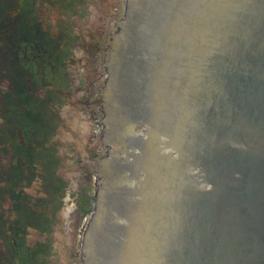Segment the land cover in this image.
Returning a JSON list of instances; mask_svg holds the SVG:
<instances>
[{
  "label": "water",
  "instance_id": "1",
  "mask_svg": "<svg viewBox=\"0 0 264 264\" xmlns=\"http://www.w3.org/2000/svg\"><path fill=\"white\" fill-rule=\"evenodd\" d=\"M129 17L113 74L145 76L148 90L110 125L120 139L151 123L146 154L159 160L154 187L148 172L137 190L135 252L142 264H264V0H143Z\"/></svg>",
  "mask_w": 264,
  "mask_h": 264
},
{
  "label": "rangeland",
  "instance_id": "2",
  "mask_svg": "<svg viewBox=\"0 0 264 264\" xmlns=\"http://www.w3.org/2000/svg\"><path fill=\"white\" fill-rule=\"evenodd\" d=\"M128 1L36 0V5L29 6L36 9L33 25H29L33 33L35 27L43 28L46 32V48L49 51L55 48L67 59L58 77L62 94H56L53 100L61 120L57 115H47L52 124L55 121L56 128L50 135H57L52 152L57 157L56 172L63 189L54 198L45 192L44 186L39 191L42 174L36 175V180L24 188L41 202L42 206L37 209L39 216L47 218L54 215L50 235L32 228L25 236L28 246L42 241L51 248L47 252L46 264H83L90 217L93 216L94 220L99 217L102 199L98 190L101 174L97 161L112 144L107 143L104 137L108 132L105 106L98 103V92L103 90L109 78L104 65L108 55L107 43L116 33L118 24L122 23L121 19L126 18ZM18 17L28 18L29 15L19 13L13 20L16 21ZM54 32L62 36L69 35L68 39L72 40L65 44ZM36 82L40 81L36 79ZM39 93L45 94V91L39 90ZM3 144L0 150L4 158L7 154L11 156L7 137L3 138ZM49 152L50 148L47 155ZM19 193L22 194L21 186ZM62 198V206H58ZM108 209L112 210L109 203ZM13 210L15 208L8 197L0 200V214L7 220L13 218ZM6 241L8 245L11 242L6 231L1 232L0 247H5Z\"/></svg>",
  "mask_w": 264,
  "mask_h": 264
},
{
  "label": "flooded vegetation",
  "instance_id": "3",
  "mask_svg": "<svg viewBox=\"0 0 264 264\" xmlns=\"http://www.w3.org/2000/svg\"><path fill=\"white\" fill-rule=\"evenodd\" d=\"M29 6H31V0H0V85L3 86L0 88V149L4 147L3 138L7 137V145L11 154V156L7 154L4 158L0 150V176L6 177L7 181H11L13 176L19 175V170L14 167L16 159H20L18 152L23 150L24 153L27 149H40L39 145L41 142L39 139H30L24 136L23 131L18 128V122H15L12 126L13 109L15 107L11 101L7 102L6 100L7 94L16 88L15 80L19 81L23 77L22 69L25 66L23 68L20 63H27L31 60L29 52L34 50L32 47L22 49L21 44L18 42L17 33L26 26L21 25L22 19L19 17L16 21L13 20V17H16L21 12L24 15H29ZM23 21H27V18H24ZM23 24L26 25L25 23ZM39 48H44L43 41L40 42ZM21 52H23L22 57ZM23 78L28 79L27 73ZM33 155V157L29 155L26 157L22 156L24 175L29 177L34 173L36 175L46 174V169L41 163L42 157L38 153H33ZM10 160L13 162L9 163ZM37 163H39V167H37ZM9 223L10 221L7 219L1 220L0 234L4 228L9 229L7 230L8 234H18V231L14 230V225H9ZM21 238L23 239V236ZM42 250L35 247L8 248L5 245V247H0V264H16V262L22 264L23 260L31 262L28 264H41L39 257L42 256ZM20 253H23L22 257Z\"/></svg>",
  "mask_w": 264,
  "mask_h": 264
},
{
  "label": "bare ground",
  "instance_id": "4",
  "mask_svg": "<svg viewBox=\"0 0 264 264\" xmlns=\"http://www.w3.org/2000/svg\"><path fill=\"white\" fill-rule=\"evenodd\" d=\"M103 221L102 220H98V223H97V227H100V228H102L103 227ZM93 235H94V237L96 238V243H97V246H99L100 247V245H101V240H103V238H102V236L100 235V233L98 234V236L95 234V233H93ZM95 258V260H93ZM94 258H91V259H87L86 258V263L88 262V264H103L101 261H103L104 259V255L103 254H101V255H94ZM134 260H135V262H137V256H135L134 257ZM90 261H91V263H90Z\"/></svg>",
  "mask_w": 264,
  "mask_h": 264
},
{
  "label": "trees",
  "instance_id": "5",
  "mask_svg": "<svg viewBox=\"0 0 264 264\" xmlns=\"http://www.w3.org/2000/svg\"><path fill=\"white\" fill-rule=\"evenodd\" d=\"M63 64V63H62ZM56 66V65H55ZM55 72H57V68L55 69Z\"/></svg>",
  "mask_w": 264,
  "mask_h": 264
}]
</instances>
